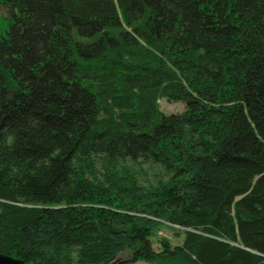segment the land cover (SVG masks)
I'll return each mask as SVG.
<instances>
[{
  "label": "trees",
  "instance_id": "trees-1",
  "mask_svg": "<svg viewBox=\"0 0 264 264\" xmlns=\"http://www.w3.org/2000/svg\"><path fill=\"white\" fill-rule=\"evenodd\" d=\"M2 8L0 253L264 264V0ZM161 98L184 109L166 114ZM125 161L168 178L146 189L118 169ZM157 218L182 241L154 249Z\"/></svg>",
  "mask_w": 264,
  "mask_h": 264
},
{
  "label": "rangeland",
  "instance_id": "rangeland-1",
  "mask_svg": "<svg viewBox=\"0 0 264 264\" xmlns=\"http://www.w3.org/2000/svg\"><path fill=\"white\" fill-rule=\"evenodd\" d=\"M2 12H6L5 8L0 9ZM160 109L166 113H177L184 109V104L180 101L168 100L161 98L159 100ZM101 176L103 168L98 166ZM118 169L132 174L136 177L138 183L146 189L154 188L159 184V181H165L168 178V174L164 171L163 167L158 163L151 161H138L131 162L125 161L120 163ZM159 225L155 226L152 235L150 237L152 247L156 250L160 249V240L166 238L172 245L178 244L183 239L182 229L167 224L162 219L157 218ZM133 253L131 251H123L117 257L113 264H151L144 260H132Z\"/></svg>",
  "mask_w": 264,
  "mask_h": 264
},
{
  "label": "water",
  "instance_id": "water-1",
  "mask_svg": "<svg viewBox=\"0 0 264 264\" xmlns=\"http://www.w3.org/2000/svg\"><path fill=\"white\" fill-rule=\"evenodd\" d=\"M0 264H25V262L20 258L0 253Z\"/></svg>",
  "mask_w": 264,
  "mask_h": 264
}]
</instances>
